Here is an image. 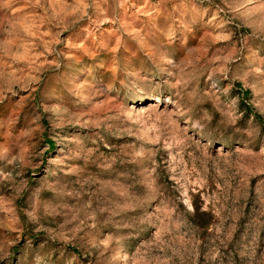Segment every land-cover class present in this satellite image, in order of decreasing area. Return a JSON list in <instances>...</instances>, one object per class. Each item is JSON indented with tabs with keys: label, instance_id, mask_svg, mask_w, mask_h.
<instances>
[{
	"label": "rangeland",
	"instance_id": "obj_1",
	"mask_svg": "<svg viewBox=\"0 0 264 264\" xmlns=\"http://www.w3.org/2000/svg\"><path fill=\"white\" fill-rule=\"evenodd\" d=\"M0 264H264V0H0Z\"/></svg>",
	"mask_w": 264,
	"mask_h": 264
},
{
	"label": "trees",
	"instance_id": "obj_2",
	"mask_svg": "<svg viewBox=\"0 0 264 264\" xmlns=\"http://www.w3.org/2000/svg\"><path fill=\"white\" fill-rule=\"evenodd\" d=\"M50 147H52V145H50Z\"/></svg>",
	"mask_w": 264,
	"mask_h": 264
}]
</instances>
